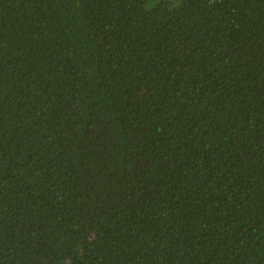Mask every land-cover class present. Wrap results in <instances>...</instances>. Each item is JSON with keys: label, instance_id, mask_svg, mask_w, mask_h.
<instances>
[{"label": "trees", "instance_id": "1", "mask_svg": "<svg viewBox=\"0 0 264 264\" xmlns=\"http://www.w3.org/2000/svg\"><path fill=\"white\" fill-rule=\"evenodd\" d=\"M0 264H264V0H0Z\"/></svg>", "mask_w": 264, "mask_h": 264}]
</instances>
